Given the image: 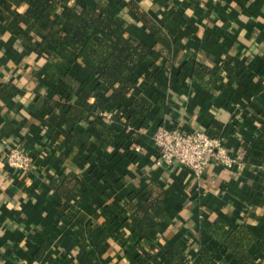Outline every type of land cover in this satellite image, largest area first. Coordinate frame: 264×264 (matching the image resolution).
<instances>
[{"label":"crops","instance_id":"crops-1","mask_svg":"<svg viewBox=\"0 0 264 264\" xmlns=\"http://www.w3.org/2000/svg\"><path fill=\"white\" fill-rule=\"evenodd\" d=\"M54 1V20L67 5L106 4L129 23L128 36L160 51L137 66L128 100L146 95L152 106L129 124L108 118L117 113L111 103L87 120L70 117L76 97L65 76L87 79L83 62L40 52L50 26H27L25 3L0 0V264H81L85 256L90 264H179L182 254L201 264L202 227L215 215L251 226L259 237L251 251L264 264V0ZM164 124L223 137L240 164L211 163L201 179L179 163L158 166L153 136ZM11 145L31 156L30 170L7 166ZM62 172L72 180L59 191ZM154 197L164 204L140 237L130 205ZM91 233L107 237L95 245Z\"/></svg>","mask_w":264,"mask_h":264},{"label":"trees","instance_id":"trees-1","mask_svg":"<svg viewBox=\"0 0 264 264\" xmlns=\"http://www.w3.org/2000/svg\"><path fill=\"white\" fill-rule=\"evenodd\" d=\"M14 2L27 5L26 10L20 15L22 23L31 28L42 23L50 26V31L40 42V52L52 51L62 58L70 57L81 60L84 64L87 79L78 78L72 71L65 76V83L69 85L71 94L76 97L68 109L70 117L75 120H87L107 103L117 107V113L112 119L126 124L149 112L152 106L150 97L141 95L130 105L128 100L138 83L135 71L137 66L144 61L150 51L157 53L159 50L128 36L129 23L113 12L108 5L101 2L67 5L59 19L54 20L51 15L57 9V1L14 0ZM130 7L149 28L157 42L167 46L170 44V39L162 28L143 14L133 1L130 2ZM55 25H59L60 29L55 30ZM158 68L160 67L153 61L151 69L154 71ZM91 97H94L93 102L90 101ZM92 123L102 134L110 137L111 133L108 130L95 121ZM60 176L61 185L56 188L62 191L66 183L72 179L70 175L64 176L63 172ZM150 185L151 183L148 187ZM137 196L141 198L139 194ZM163 204V201L156 197L141 205L131 203L130 209L134 206L132 210L135 214L133 219L136 224L135 233L145 237L157 221L155 209ZM91 237L94 240L93 244L97 245L107 237V234L91 233ZM258 238L257 232L248 224L232 225L223 216L215 215L205 221L202 227L199 253L201 264H258L251 251ZM182 256L179 264H188L189 259L184 254ZM173 260L177 261V258L173 256ZM90 262L91 258L85 256L81 264Z\"/></svg>","mask_w":264,"mask_h":264},{"label":"built area","instance_id":"built-area-1","mask_svg":"<svg viewBox=\"0 0 264 264\" xmlns=\"http://www.w3.org/2000/svg\"><path fill=\"white\" fill-rule=\"evenodd\" d=\"M153 139L158 148V166L179 163L187 166L197 179L204 176L211 163L228 169L240 164L223 137L210 136L202 130L186 131L177 125L164 124L155 131ZM134 149L140 151L141 147L136 145ZM6 164L11 169L26 172L33 163L27 152L19 146L11 145L7 150Z\"/></svg>","mask_w":264,"mask_h":264},{"label":"clouds","instance_id":"clouds-1","mask_svg":"<svg viewBox=\"0 0 264 264\" xmlns=\"http://www.w3.org/2000/svg\"><path fill=\"white\" fill-rule=\"evenodd\" d=\"M20 11H21V12H23V11H24V9H23V8H21V9H20Z\"/></svg>","mask_w":264,"mask_h":264}]
</instances>
